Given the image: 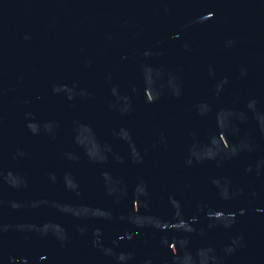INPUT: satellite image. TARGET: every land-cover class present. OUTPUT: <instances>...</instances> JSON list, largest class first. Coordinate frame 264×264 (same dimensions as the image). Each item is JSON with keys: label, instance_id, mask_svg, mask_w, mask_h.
<instances>
[{"label": "water", "instance_id": "95a60500", "mask_svg": "<svg viewBox=\"0 0 264 264\" xmlns=\"http://www.w3.org/2000/svg\"><path fill=\"white\" fill-rule=\"evenodd\" d=\"M120 0H0V264H105Z\"/></svg>", "mask_w": 264, "mask_h": 264}]
</instances>
